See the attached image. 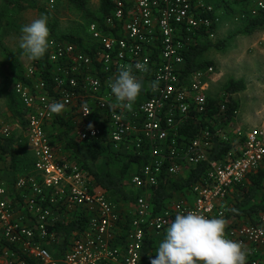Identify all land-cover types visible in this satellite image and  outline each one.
Segmentation results:
<instances>
[{"label":"built area","instance_id":"1","mask_svg":"<svg viewBox=\"0 0 264 264\" xmlns=\"http://www.w3.org/2000/svg\"><path fill=\"white\" fill-rule=\"evenodd\" d=\"M111 3L113 9L102 24L88 23L92 53L83 52L75 42L50 39L54 94L36 64L25 76L31 84L21 81L15 86L25 109L24 135L35 165L31 173L18 177L13 194L0 175V264H151L177 214L224 218L234 190L264 169V121L232 134L218 130L220 139L232 147L217 159H211L214 142L208 127L194 137L180 133L190 119L207 110L209 89L216 82L213 65L185 73L191 47L215 37L220 17L212 15V6L204 0ZM49 5L53 9L55 0ZM250 12L264 18V0H256ZM136 62L146 63L148 70H135L142 89L128 106L111 93L110 84L121 67ZM153 81H158L155 89ZM54 102L64 104L59 113L71 116L78 139L99 138L106 121L114 148L125 145L145 155L146 163L131 179L133 190L143 192L136 193L129 223L117 204L52 142L49 129L56 113L49 105ZM95 110L109 113L102 117ZM204 162V173L188 192L154 210L152 188L162 175L184 176L191 166ZM74 211L87 217V227L73 236L63 255L55 257L51 252L55 235L49 227L69 220ZM225 221L227 238L247 248V264H264V212L255 223ZM148 243L152 246L145 251Z\"/></svg>","mask_w":264,"mask_h":264},{"label":"trees","instance_id":"2","mask_svg":"<svg viewBox=\"0 0 264 264\" xmlns=\"http://www.w3.org/2000/svg\"><path fill=\"white\" fill-rule=\"evenodd\" d=\"M8 3L12 1L5 0ZM208 3L214 5L212 15L218 14L219 4L222 3L223 10L230 11L232 7L246 6L251 0H206ZM74 5L80 9L87 18L88 22H99L102 24L103 19L110 15L113 4L111 0H101L99 6V13L92 12L88 9L87 0H72ZM18 8L21 10L28 8H37L35 5L24 4L21 1H15ZM43 12L48 19L50 14L44 8H38ZM250 10V9H249ZM248 24L244 32L250 34L254 29L264 26V18L260 15L252 17L249 11ZM221 21V20H220ZM50 38L55 40H69L77 43L83 52H93V40L90 38V43L84 45L83 38L73 34H57V25L52 23L49 25ZM215 30V29H214ZM208 36V34H207ZM1 45V44H0ZM224 45V41L212 42L211 39H205L192 46L186 54L187 70L186 74L199 69L207 68L213 64V61H199V57L210 48H220ZM34 64L42 67V78L47 82V87L51 94H54V87L50 77V63H49V50L47 54L39 59L34 60ZM18 80L27 84L32 81L27 79L23 74L17 76ZM247 88V83L244 79H230L225 86L224 106L222 109L216 99H212L211 92L209 91L208 108L199 115V117L192 118L188 123L180 129L181 135L189 137L196 136L199 129L208 127L212 131V140L214 142L213 152L211 159L222 158L231 147L232 143L225 142L220 139L219 130L220 123L231 121L236 115L239 104L233 98V95L243 91ZM10 108L14 115L20 120L22 124L21 133L18 135H10L0 137V165H2L8 172V180L6 185L10 188L15 186L18 179L17 172L20 171L23 175L29 174L33 171L35 165V157L32 150L29 148L27 138L24 131L27 128V120L25 117V109L22 104L20 96L14 89V93L10 95ZM95 113L105 117L109 110H95ZM199 119V120H196ZM106 120V119H105ZM74 123L71 116L56 113L51 121L49 135L52 142L58 144L62 153L65 154L67 159L75 161L87 174V176L95 182L97 187L105 193L106 197L115 204L120 201H133L136 200V192L142 194V190H133L131 179L134 174L140 172L143 165L146 163V157L143 154H137L132 149L127 150L125 145L123 148L116 149L113 146L110 137L108 124L102 121L101 129L102 134L99 138L78 139L73 135ZM207 163H199L195 167H190L184 176H165L160 177V183L152 188L154 202V210L164 208L172 199L181 196L188 192L191 186L199 179L204 173ZM2 170V166H0ZM29 170V171H28ZM1 172V171H0ZM234 196L231 199L229 207L225 210L224 220L231 219L238 222L249 221L252 223L257 222L258 216L264 212V169L259 173L250 175V179L245 184H241L234 190ZM123 215V214H122ZM128 223L130 219L122 216ZM88 219L82 216L80 211L71 213L69 220H59L54 226L49 227V231L54 233L55 241L51 246V252L55 257L63 255L71 242V237L79 236L80 231L85 230L87 227ZM124 222H122L123 224ZM152 246L148 243L145 251Z\"/></svg>","mask_w":264,"mask_h":264},{"label":"rangeland","instance_id":"3","mask_svg":"<svg viewBox=\"0 0 264 264\" xmlns=\"http://www.w3.org/2000/svg\"><path fill=\"white\" fill-rule=\"evenodd\" d=\"M8 1L13 3L0 0V137L18 135L23 131L20 120L10 108V95L14 93L17 83L21 82L17 76L21 74L26 76L30 67L35 66L34 60L23 54L19 40L24 25L45 15L38 8H44L49 12L48 26L56 23L57 34L73 33L83 38L84 45L90 43L87 30L89 22L72 0H55L53 9L49 5V0ZM15 1L35 5L37 8L21 10L14 4ZM100 1L87 0L88 9L99 13ZM254 2L255 0H251L246 6L232 7L230 11L223 10V22L211 41L215 43L224 41V45L220 48L212 47L199 57V61H213L217 76L209 91L212 99H216L221 107L224 104L225 86L230 79H244L247 83L245 90L233 95L239 104L234 118L219 124V130L223 135L232 134L236 129L249 130L264 121V44H256L258 37L264 34V27L256 28L250 34L244 32L250 20L248 12ZM33 77L36 79V75ZM6 128L9 129L8 133L5 131ZM20 173L22 172L18 171L17 175L24 174ZM123 202L128 207L132 203Z\"/></svg>","mask_w":264,"mask_h":264},{"label":"clouds","instance_id":"4","mask_svg":"<svg viewBox=\"0 0 264 264\" xmlns=\"http://www.w3.org/2000/svg\"><path fill=\"white\" fill-rule=\"evenodd\" d=\"M50 43L46 15L23 26L19 47L29 59L43 58ZM135 70L146 72L148 68L142 62L123 66L110 84L111 93L128 106L136 100L142 89ZM152 87L157 88L158 81H153ZM63 108L62 102L49 105L53 113H59ZM248 255L242 243L227 238L226 221L223 218H207L190 212L175 216L151 264H247Z\"/></svg>","mask_w":264,"mask_h":264},{"label":"crops","instance_id":"5","mask_svg":"<svg viewBox=\"0 0 264 264\" xmlns=\"http://www.w3.org/2000/svg\"><path fill=\"white\" fill-rule=\"evenodd\" d=\"M256 1V0H255ZM204 2L207 4V5H210V6H212V8L214 9V5L213 4H211V3H208L206 0H204ZM254 4H255V2H254ZM219 8H218V14L219 15H221V21H220V23H219V25L221 24V22H223V18H222V13H223V7H222V3H220L219 5ZM254 6V5H253ZM252 6V7H253ZM251 7V8H252ZM250 8V9H251ZM250 11V10H249ZM219 25L216 27V31H217V29L219 28ZM263 27L264 26H261V27H258L257 29H263ZM216 31H215V33H216ZM263 38H264V34L262 35V37H258V39H257V45H262V44H264L263 43ZM263 60H264V58H263ZM239 68V67H238ZM233 79V78H232ZM237 80V79H236ZM211 87V86H210ZM0 166H2V170H0L1 172H0V175L4 178V180H5V182H7V180H8V172L6 171V169L4 168V166H3V163H2V165H0ZM8 188H9V190H10V192L13 194V193H15V186L13 187V188H10L9 186H8ZM136 192V191H135ZM137 193V192H136ZM181 196H177V197H175L174 199H176V198H180ZM127 202V201H126ZM123 205V206H122ZM124 205H125V207H124ZM117 207H118V210L120 211V213H121V215L123 214V215H125V217H128L129 219H131L133 216H134V212H135V202H133L132 201V203L129 205V207H128V205H126V203H124L123 201H120V203H117ZM122 215V216H123ZM71 240H74V237H71Z\"/></svg>","mask_w":264,"mask_h":264}]
</instances>
